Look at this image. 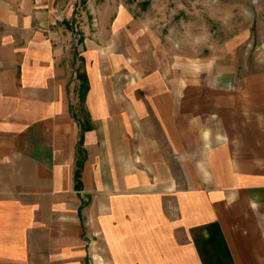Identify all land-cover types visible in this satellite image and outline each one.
Listing matches in <instances>:
<instances>
[{
	"label": "crops",
	"instance_id": "crops-1",
	"mask_svg": "<svg viewBox=\"0 0 264 264\" xmlns=\"http://www.w3.org/2000/svg\"><path fill=\"white\" fill-rule=\"evenodd\" d=\"M72 12L0 0V264H264V72L173 80L158 58L88 37L78 189L56 29Z\"/></svg>",
	"mask_w": 264,
	"mask_h": 264
},
{
	"label": "rangeland",
	"instance_id": "rangeland-1",
	"mask_svg": "<svg viewBox=\"0 0 264 264\" xmlns=\"http://www.w3.org/2000/svg\"><path fill=\"white\" fill-rule=\"evenodd\" d=\"M62 1L70 4L72 1L73 12L61 17L56 26L62 46L61 66L70 76V86L76 89L73 110L81 121L87 119L80 88L85 70L83 43L88 37L99 39L101 36L109 45L114 41L123 44L126 57L158 58L166 71L172 68L173 80L175 73L179 76L182 71L192 79L202 73L206 81L212 76L207 75L210 72L206 66L196 63L195 49L188 47L184 36L188 22H192L193 30L206 23L214 34L218 66L231 67V72L220 79L214 76L220 85L242 86L251 76L264 72V67L253 61L255 49L264 44V0H259L255 6L252 0H220L221 6L234 16L231 30L222 28L210 18L202 0ZM241 6L252 8L254 12L257 8L261 11L256 12L251 21L243 22L239 15ZM173 10L174 17L170 15ZM212 54L204 48L199 56L203 59Z\"/></svg>",
	"mask_w": 264,
	"mask_h": 264
},
{
	"label": "clouds",
	"instance_id": "clouds-1",
	"mask_svg": "<svg viewBox=\"0 0 264 264\" xmlns=\"http://www.w3.org/2000/svg\"><path fill=\"white\" fill-rule=\"evenodd\" d=\"M259 3V0H252V4L255 6ZM202 5L207 11L210 18L216 20L222 28L231 30L232 21L234 19L233 14L228 9L221 6L220 0H202ZM261 11L257 8L256 12ZM256 12L252 8L247 6H241L239 15L243 22L251 21ZM171 16H175V11H171ZM192 22H188V27L184 34L185 40L189 48L195 49V60L197 64L206 66L207 70L212 73L217 79H220L224 75L229 74L230 66L220 65L218 66L219 57L214 53L216 47L214 41V34L210 30V26L206 23H201L195 27V30L191 27ZM204 48L209 49L212 55L201 59L199 54ZM253 61L258 66L264 67V44L259 45L253 54Z\"/></svg>",
	"mask_w": 264,
	"mask_h": 264
},
{
	"label": "trees",
	"instance_id": "trees-1",
	"mask_svg": "<svg viewBox=\"0 0 264 264\" xmlns=\"http://www.w3.org/2000/svg\"><path fill=\"white\" fill-rule=\"evenodd\" d=\"M81 79H82V85H81V93H80V97H81V100L84 104L85 100H86V95H87V92L89 90V79H88V76H87V73L86 71L84 70L83 74L81 75ZM79 121L81 122V139H80V142H79V148H78V153H79V158L77 160V169H76V172H75V179H76V187L78 189L81 188L82 186V182H81V171H82V168H83V162L85 160V152H84V148L82 147V144H83V133L90 128V124L88 123V119L84 120V121H81L79 119Z\"/></svg>",
	"mask_w": 264,
	"mask_h": 264
}]
</instances>
